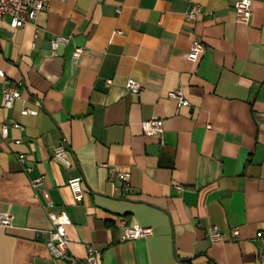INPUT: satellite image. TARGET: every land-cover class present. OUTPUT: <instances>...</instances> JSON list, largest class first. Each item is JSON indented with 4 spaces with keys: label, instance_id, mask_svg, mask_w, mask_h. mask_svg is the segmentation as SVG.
Returning a JSON list of instances; mask_svg holds the SVG:
<instances>
[{
    "label": "crops",
    "instance_id": "1",
    "mask_svg": "<svg viewBox=\"0 0 264 264\" xmlns=\"http://www.w3.org/2000/svg\"><path fill=\"white\" fill-rule=\"evenodd\" d=\"M235 1L52 0L23 27L0 17V87L21 92L11 108L0 100V122L22 125L0 139V214L11 217L0 225V264H73L47 245L50 211L61 209L76 264L89 244L101 264H260L264 0H252L247 24L237 21ZM194 3L207 14L192 20L185 13ZM56 35L70 39L54 53ZM193 39L206 45L196 61L187 58ZM75 47L85 49L77 58ZM129 77L141 83L138 93ZM174 88L189 104L168 96ZM154 115L164 120L163 142L143 131ZM62 139L69 166L54 157ZM111 169L129 171V186ZM77 174L82 202L68 184ZM38 175L43 183L33 187ZM120 216L153 233L124 239ZM211 226L225 239L212 242Z\"/></svg>",
    "mask_w": 264,
    "mask_h": 264
},
{
    "label": "built area",
    "instance_id": "2",
    "mask_svg": "<svg viewBox=\"0 0 264 264\" xmlns=\"http://www.w3.org/2000/svg\"><path fill=\"white\" fill-rule=\"evenodd\" d=\"M52 0H0V17L8 19L11 27H23L27 23L33 22L38 14L42 11H47L50 8ZM236 18L241 23H249L252 15V0H236L235 4ZM119 10V8H118ZM207 14V11L202 10V7L198 3H194L192 7L185 13V17L188 19H197L198 17ZM70 37L64 35H56L52 40V49L55 53L60 43L68 42ZM83 47H75L73 56L74 58L84 51ZM206 45L199 39H193L191 41L190 49L187 52V58L191 61H196L201 55L204 54ZM0 77H5V72L0 66ZM111 80L109 79V82ZM128 89L131 92L138 93L142 85L139 81L132 77L127 79L126 83ZM21 96V92L17 85L9 84L0 87V100L4 107L11 108L17 98ZM168 96L173 99L178 106L189 104L188 99L185 97L181 88H174L169 91ZM23 114L35 113L36 109L23 107L21 109ZM10 127L22 128L21 123L14 119H10L8 122H0V139L9 140ZM210 128L211 125L209 124ZM143 131L148 135H156L160 138V141H164V120L159 116H152L142 121ZM14 142H21L20 138L13 139ZM68 145L65 139L59 141L54 148V157L60 160L65 165H71V160L67 157ZM17 158L26 171L31 170V167L26 164L27 155L24 152H18ZM103 167H108V164L100 163ZM112 175L113 169H111ZM116 175L123 186L126 188L129 186L130 172L120 171L116 172ZM43 183V175H38L31 178V184L33 187H37ZM68 184L72 190L74 199L76 202H82L85 196V190L83 187V175L77 174L72 176L68 180ZM47 203L51 205L48 192L44 191ZM50 217L52 219L53 227L49 231V237L47 239V245L51 253L59 258L66 259L73 264L78 262V258L70 253L69 250V236L67 233V225L71 223V218L66 210L61 209L58 211H50ZM118 223L121 228L122 237L124 239H136L140 237H147L153 233L151 226L142 225L138 222L129 223L124 216L118 218ZM11 224V217L9 215L0 214V225L8 226ZM231 239L235 240L240 235L239 226L231 228L229 233ZM227 236L226 233L219 230L216 226L209 228V238L212 242L222 241ZM257 237L262 241V250L259 254L260 264H264V232L257 233ZM83 264H101L100 263V249L93 245H88V252L83 260Z\"/></svg>",
    "mask_w": 264,
    "mask_h": 264
}]
</instances>
